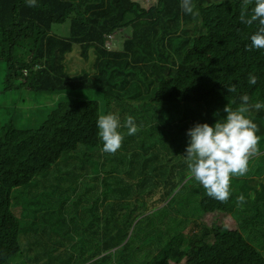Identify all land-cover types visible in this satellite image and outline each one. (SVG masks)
<instances>
[{"label":"trees","instance_id":"trees-1","mask_svg":"<svg viewBox=\"0 0 264 264\" xmlns=\"http://www.w3.org/2000/svg\"><path fill=\"white\" fill-rule=\"evenodd\" d=\"M180 2L37 0V6L28 7L26 0H0V57L8 61L7 81L16 77L21 86L36 94L64 96L36 130L9 124L0 136V264H21L17 257L21 255L22 225L15 214L20 210L12 209L13 193L22 189L20 195L25 198L39 189L44 194V189H49L44 186L46 178L37 177L50 172L64 154L76 153L79 145L85 147L86 157L76 156L83 163L71 166V177H77L79 171L89 173L91 167L117 166L128 172L126 182L138 184L151 196L156 189L152 185L165 182L159 160L170 159L172 164L180 157V148L189 139L186 131L196 123L214 125L226 116L223 108L227 104L236 109L241 104L239 97L246 94L250 97L246 115L258 126L257 147L259 153L264 151V108L252 107L264 103V50H246L258 25L241 22L242 0H192L194 10L199 12L196 17L185 14ZM252 7L254 0L248 6L249 15ZM64 25L69 29L57 30V26ZM121 32H128V36L123 37L119 50L117 35ZM91 52L95 55L93 62ZM70 54L72 58H67ZM75 54L90 65L71 71ZM249 74L257 77L254 85L248 82ZM233 85L236 91L228 92ZM109 113L117 114L121 124L131 115L140 128L132 136L127 135V129H120L126 138L120 155L103 152L98 137L96 121ZM145 127L152 139L144 138ZM129 146L137 150V160ZM88 158L90 167L85 166ZM179 176L185 179L183 169ZM229 184L231 196L227 203L207 196L201 185V208L205 214L227 215L239 229L229 224L209 227L192 221L188 232L173 235L146 264H264V165H251L244 176L230 174ZM55 187L59 207L56 213L50 216L35 212L25 227L46 229L61 213L64 218L73 214L66 199H76V194L66 190L64 182ZM126 192L131 190L127 188ZM168 193L164 192L153 206L163 205ZM241 194L246 201L242 205L237 202ZM116 207L107 205V211L117 214L121 210ZM138 218L123 226L107 224L106 228L92 229L91 224L94 236L106 229L105 244L98 245L94 240V247L101 251L121 249L117 264L140 262L131 259L133 252L126 250H136L139 244L129 232L135 230L138 234L141 230L145 235L152 229L142 231L144 220L132 227ZM158 225L156 220V228ZM163 226L161 222L160 229ZM152 240L156 237L151 236L148 242ZM24 242L29 251H50L39 238L25 237ZM186 244L188 248L184 249ZM59 257L64 260V255ZM29 258L37 264H51L42 263L40 253H30Z\"/></svg>","mask_w":264,"mask_h":264},{"label":"rangeland","instance_id":"rangeland-1","mask_svg":"<svg viewBox=\"0 0 264 264\" xmlns=\"http://www.w3.org/2000/svg\"><path fill=\"white\" fill-rule=\"evenodd\" d=\"M139 1L142 4L144 2V0ZM68 25L57 26V30L63 27H68L67 29H69ZM64 32L62 31V33ZM121 34L117 35V40L120 41L121 45L119 50L122 49L123 37H127L128 32L126 34L121 32ZM76 47L78 46L74 47V51ZM14 54L16 56L17 52H14ZM72 54L68 55L67 58H72ZM90 58V62H93L95 59L93 52H91ZM90 62L82 61L79 59V55L75 54L71 62V71H75L81 66H89ZM7 69V58L0 57V136L9 124H13L18 129L36 130L44 120L48 119L52 111L58 107L59 101L63 100L64 96L61 94L54 97L36 94L28 88L21 86L20 79L16 77H11L7 81ZM24 101L27 105H24ZM145 137L151 138L146 127L144 132ZM125 141L126 138L124 137L123 143H126ZM187 142L182 144L183 146L180 148L181 155L172 164L170 163L172 162L170 159L161 158L159 160L160 166L165 170V182L163 184L152 185L156 189L151 192V196L145 191L140 190L141 186L138 184L126 182L128 172L124 173L125 169L117 166L105 169L91 167L89 173H85V170L79 171L77 177H71L68 174L71 166L83 163V160L79 157H86L84 156L86 149L83 145H79L76 153L64 154L50 172L37 177V179L41 177L46 178L47 183L44 186H47L49 189H44V194H41L39 189L25 198L20 195L22 189L13 193L12 209L13 211L20 210L21 214H19L20 212H15V214L20 218L22 225L19 233L21 255L17 259L21 264H37L29 258V254L40 253L43 257L42 263L117 264L118 259H116V256L121 249L101 251L100 247H94V240L98 245L105 244L104 232L106 229L103 232H97L94 236L91 233L90 225L92 224V229L106 228L107 224H109V227L117 224L123 226L130 224V220L138 216L140 218L132 224V227L140 220H144L140 226L142 231L144 232L148 228L152 230L145 231L147 232L145 235H142L141 230L138 234L135 230H130L129 232L139 242L136 250H132L130 247L126 248V250L133 252L131 259L140 261L136 264L148 263L154 254L161 252L168 243V240L173 238V235L188 232L191 229L192 221H199L209 227L218 223L220 225L229 224L231 228L239 229L236 222L227 215H220L218 213L205 214L203 212L201 208L202 195L199 193L201 184L189 175V170L183 158ZM128 148L131 150L133 159L137 160L135 154L137 150L132 149L130 146ZM120 153L121 148L116 151L115 155H120ZM93 154L98 155L95 151H93ZM67 157L73 158V161L67 159ZM88 160L89 162L85 166L90 167V159L88 158ZM255 164L264 165V151L249 154V171L247 173L250 172L251 165ZM182 169L184 170L185 179L179 176V171ZM109 170L114 171V173L111 174ZM148 178L157 179L152 176H148ZM115 181L118 184H115ZM61 182L67 184L66 190L76 194V199H66L67 204L71 203L73 214L69 218H64L61 217V214H63L61 213L59 218L46 229L34 231L30 228L31 225L25 227L27 219L31 215L34 216L35 212L46 213L50 216L56 213L59 207L57 206L58 200L55 196L57 189L55 185ZM177 185L178 188L176 187ZM174 187H176V190L171 192ZM127 188L131 190L130 193L126 192ZM164 192H169L163 204L166 207L162 208V204V206H153L160 201ZM42 199H49L50 201L42 203ZM16 202L17 206H15ZM107 205L117 206L116 208L121 211L117 214L111 211L108 212ZM22 210H26V212H22ZM156 220L159 222L157 228L155 226ZM149 222L151 223L145 227L146 223ZM161 222H163L164 226L160 229ZM100 234L102 239L99 238ZM151 236H155L156 240L148 242ZM25 237L27 239H41V242L48 244L50 251L43 253L39 248H33L29 251L28 246L24 242ZM66 240H70V242H66ZM252 244L258 249L256 243ZM184 246V249L188 248V244ZM60 255H64V260L59 257ZM108 255H110V258H107ZM83 257L87 260H83ZM171 264L175 263L171 262Z\"/></svg>","mask_w":264,"mask_h":264},{"label":"clouds","instance_id":"clouds-1","mask_svg":"<svg viewBox=\"0 0 264 264\" xmlns=\"http://www.w3.org/2000/svg\"><path fill=\"white\" fill-rule=\"evenodd\" d=\"M253 0H242L240 20L252 26L258 25L257 30L250 36V44L246 50H264V0H254V7L248 14V6ZM26 6H37V0H26ZM180 8L185 14L193 17L199 15L195 11L192 0H181ZM249 84H255L257 77L249 74ZM235 92V85L227 89ZM241 104L233 109L229 104L223 108L226 116L216 121L214 125L196 123L186 131L189 138L184 153V160L189 170V175L200 183L207 196L221 203H227L230 196V174L244 176L249 171V154L258 152L259 137L256 133L258 126L249 118L250 97L246 94L239 97ZM235 101H233L234 103ZM259 110L264 108V103L257 102L252 105ZM98 137L102 141V151L115 154L122 147L124 135L120 129H127V135L132 136L140 131L134 117L128 115L121 124L117 114H102L96 121ZM238 204H244L243 194L237 197Z\"/></svg>","mask_w":264,"mask_h":264}]
</instances>
